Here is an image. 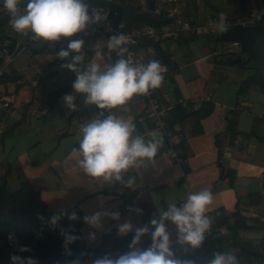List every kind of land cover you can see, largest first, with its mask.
I'll return each mask as SVG.
<instances>
[{
	"label": "crops",
	"instance_id": "crops-1",
	"mask_svg": "<svg viewBox=\"0 0 264 264\" xmlns=\"http://www.w3.org/2000/svg\"><path fill=\"white\" fill-rule=\"evenodd\" d=\"M151 2L126 0L138 11L133 14L143 12L154 17L157 2L154 9L150 8ZM180 2L186 1L179 0L178 6L182 5ZM184 15L188 18L185 20L200 23L189 9ZM10 18L0 0V184L6 182L7 187L14 190L23 182H29L40 193L47 211L55 215L73 209L85 216L95 212L115 213L123 204L128 205L129 210L119 220L108 215L102 217L99 228L88 224L82 227L81 234L88 249L104 244V253L98 258L105 255L116 258L129 251H113L120 241L119 224L131 222L133 231L129 234H135L136 227L146 224L151 229V219H159L168 204L177 203L179 207L189 193L207 189L215 197L207 212L213 227L206 233L200 248L177 243V229L167 222L176 258L190 264H209L215 253L231 252L237 256L239 264H264L261 255L245 254L232 244L235 235L260 250L264 239L262 222L256 220L264 218V121L258 120L264 119V92L250 85L245 94L239 95L253 75L251 67L241 64L247 54H242L236 45L234 48L222 44L225 42H216V37L210 41V37L186 39L168 35L159 42L140 40L144 55H147V47L156 43L169 63L168 66L162 64L166 69L165 80L156 89L158 96L173 105V110L180 107L178 102L183 99L197 102L192 111L180 107L186 113L197 111L204 103H210L212 112L200 120L191 116L183 123L172 125L174 136L168 140L147 118L146 104L139 96L123 109L114 110L120 118L131 119L137 133L146 140L151 138L148 133L154 131L164 137L155 163L128 174L135 179L134 186L128 188L121 182H98L78 167L79 157L72 155V149L79 146L80 125L97 117L100 110L86 105L84 96L73 89L76 76L62 67L71 57L62 59L57 55L61 44L53 47L52 43H28L21 33L11 28ZM143 24L146 23L140 25ZM8 36L17 39L11 55L5 49L10 45ZM109 38L103 35L80 37L85 42V64L94 60V45ZM101 48L105 52L104 59L95 62L105 68L118 57L113 52L109 60L106 45L101 44ZM158 57L157 53L154 58H148L147 63ZM80 67L83 69L84 65ZM68 94L75 98L76 111L63 99ZM234 111L237 124L235 132H230L229 118ZM173 152L183 159L182 164L173 161ZM135 209H141L143 214H137ZM241 219H247V226L232 231L229 226ZM90 234H94V239ZM151 243L149 232L138 247L147 248ZM95 259L85 264H92Z\"/></svg>",
	"mask_w": 264,
	"mask_h": 264
},
{
	"label": "clouds",
	"instance_id": "clouds-1",
	"mask_svg": "<svg viewBox=\"0 0 264 264\" xmlns=\"http://www.w3.org/2000/svg\"><path fill=\"white\" fill-rule=\"evenodd\" d=\"M3 6L11 16V28L17 33L30 35L31 39L46 44L61 42L64 38L67 48H61L57 55L62 59L71 56V59L62 67L75 74L76 79L72 87L75 92L84 96V103L94 105L100 110L97 117L80 125L79 146L72 149V155L79 157L78 167L85 175L98 182H121L132 188L135 179L128 174L148 163H155L164 137L154 131L148 133L151 138L146 140L137 133L131 119L120 118L114 110L123 109L136 96H145L151 90L160 88L165 80V67L155 59L145 64L133 63L125 58L129 49L126 46L128 37L124 33L112 35L106 42H97L93 48L94 60L85 64V42L83 39L72 37L85 32L90 24H99L108 18L106 13L91 6L89 0H3ZM213 23L219 33L228 31L229 26L223 13L219 14L218 20ZM123 26L121 24V27ZM101 44L106 45L109 60L113 52L118 57L105 68L95 62L104 59L105 52ZM72 53L76 55L72 56ZM80 65H84L83 69ZM63 99L72 111H76L75 98L71 94L65 95ZM214 199V194L205 189L189 193L179 207L177 203L168 204L167 209L160 212L159 219H151V229L147 224L135 228V235L127 253L116 258L105 255L95 259L92 264H190L176 258L167 222H171L177 229V243L198 249L204 243L206 233L213 227V221L207 212ZM135 211L137 214H143L141 209ZM108 215L114 220L120 218L119 212H95L83 219L89 226L99 228L102 217ZM68 218L75 221L79 217L72 212ZM59 219V215H54L50 222L55 226ZM132 231L131 222L118 225L120 235H127ZM149 232L151 245L147 248L138 247L142 238ZM62 235L66 249L68 244L79 239L69 232H62ZM90 235L94 239V234ZM19 250L30 251L23 246ZM11 259L12 264H37V261L30 257L25 259L13 255ZM209 264H239V260L231 252H218Z\"/></svg>",
	"mask_w": 264,
	"mask_h": 264
},
{
	"label": "trees",
	"instance_id": "trees-1",
	"mask_svg": "<svg viewBox=\"0 0 264 264\" xmlns=\"http://www.w3.org/2000/svg\"><path fill=\"white\" fill-rule=\"evenodd\" d=\"M155 3L158 0H149ZM120 3L127 6L130 13H136L126 0H119ZM181 3V2H180ZM190 22L196 24L195 21L189 19ZM234 22V21H233ZM140 25L142 22L134 21L129 25ZM213 41L214 39L210 37ZM151 44H154L151 42ZM159 55L158 59L161 64L168 66L169 63L164 59L158 44H154ZM245 66L253 69V75L247 83L240 89L239 95L245 94L250 85H254L264 92V37L259 38L254 47L253 57L245 60ZM60 93H63L61 91ZM210 103H204L193 113H186L180 107L173 110L172 121L170 127L176 123H183L185 119L191 116L197 117L199 120L212 112ZM233 117L229 118V131L235 132L237 124V112L232 113ZM259 122L264 119H258ZM235 177V173L232 177ZM129 210V206L123 204L117 212L120 216ZM72 212L79 217L72 221L68 218ZM55 214L47 211V206L42 199L40 193L36 191L29 182H23L17 189L11 190L7 187V183L0 184V264H12L11 257L13 255L22 258H32L37 264H85L88 260L98 258L104 253V244L99 248L88 249L83 240L81 229L86 224L84 222L85 215L78 209H73L63 214H59L60 219L54 226L50 220ZM249 217H252L248 215ZM256 218V217H254ZM257 221L262 222L264 230V218L257 217ZM247 219H241L234 226L229 228L234 231L236 228L247 226ZM247 228V227H244ZM62 232L79 237L75 242L68 244L65 248V240ZM135 234L120 235V241L113 247V251H128L129 245ZM12 239H9V237ZM232 244L240 248L245 254H259L264 257V239L261 243L260 250L252 244L242 242L234 235ZM30 249L28 252H21V247ZM258 255V256H259Z\"/></svg>",
	"mask_w": 264,
	"mask_h": 264
},
{
	"label": "built area",
	"instance_id": "built-area-1",
	"mask_svg": "<svg viewBox=\"0 0 264 264\" xmlns=\"http://www.w3.org/2000/svg\"><path fill=\"white\" fill-rule=\"evenodd\" d=\"M179 0H158L156 3L154 17L171 19L172 23L167 28L158 29L149 24H143L139 26L129 25L125 22L119 13L104 7H96V10L102 11L107 14V20L101 21L99 24H90L85 32L78 34L72 39L80 38L85 35L87 37H94L96 35H103L111 37L112 35L124 33L128 37L127 47L129 52L125 54V58L131 60L133 63H145L147 64L148 58H154L157 54L156 49L153 45L148 46L146 51L147 55L141 52L140 40L150 39L154 42H159L168 35L183 36L186 39H194L197 37H213L215 38L218 31L215 28L214 21H209L205 24H193L182 18L181 11L178 6ZM229 27L234 25L251 26L259 25L264 23V7L259 11L258 14H251L245 20L230 22L226 20ZM121 24L124 26L121 27ZM22 34V33H21ZM28 43H38L37 41L30 38V35L26 36L22 34ZM60 43L61 47L67 46L62 38L61 42H53L52 46L56 47L55 44ZM146 104L147 107V118L153 124V126L163 131L168 140L174 136L173 129L170 127L169 120L173 110V105L166 101H163L157 94V90H151L148 95L139 96ZM178 105L185 111H192L197 105L196 100L186 101L180 99ZM6 106H8L6 104ZM173 161L177 164H182L183 159L176 153L173 152ZM219 235V234H217Z\"/></svg>",
	"mask_w": 264,
	"mask_h": 264
},
{
	"label": "water",
	"instance_id": "water-1",
	"mask_svg": "<svg viewBox=\"0 0 264 264\" xmlns=\"http://www.w3.org/2000/svg\"><path fill=\"white\" fill-rule=\"evenodd\" d=\"M90 3L94 6L108 8L119 13L122 19L129 24H132L134 21H139L160 28L172 22L171 19H157L143 12L137 14L130 13L126 5L114 0H90ZM154 4L155 2L152 1L150 4L151 9H154ZM261 37H264V23L251 26L234 25L229 27L228 31L223 34L218 32L215 40L216 42L237 44L242 54L249 55L246 59L248 60L253 57L255 43ZM7 40L10 41V45L5 47V49L11 55L16 48L17 39L8 36ZM71 55L74 56L76 53H72ZM237 62L241 63V59H238ZM241 64L244 63L242 62Z\"/></svg>",
	"mask_w": 264,
	"mask_h": 264
},
{
	"label": "rangeland",
	"instance_id": "rangeland-1",
	"mask_svg": "<svg viewBox=\"0 0 264 264\" xmlns=\"http://www.w3.org/2000/svg\"><path fill=\"white\" fill-rule=\"evenodd\" d=\"M179 5L181 16L184 19L189 9L199 25L204 22L217 21L219 14L223 13L227 21H241L248 18L251 14H258L264 7V0H185ZM188 7V8H187ZM185 11V12H184ZM184 13V14H183ZM203 23V24H204ZM198 25V24H197ZM222 43V42H221ZM224 45H236L235 43H222ZM235 48V46H233ZM249 56V55H248ZM264 81V80H263Z\"/></svg>",
	"mask_w": 264,
	"mask_h": 264
}]
</instances>
